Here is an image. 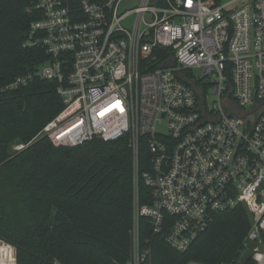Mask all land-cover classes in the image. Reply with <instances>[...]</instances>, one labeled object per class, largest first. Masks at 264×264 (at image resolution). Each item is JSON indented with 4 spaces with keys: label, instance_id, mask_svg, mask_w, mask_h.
Returning a JSON list of instances; mask_svg holds the SVG:
<instances>
[{
    "label": "built area",
    "instance_id": "obj_1",
    "mask_svg": "<svg viewBox=\"0 0 264 264\" xmlns=\"http://www.w3.org/2000/svg\"><path fill=\"white\" fill-rule=\"evenodd\" d=\"M124 1L35 0L38 17L23 45L49 58L0 92L56 81L63 108L37 137L57 147L126 136L134 210L127 264H152L141 215L186 250L215 216L240 204L251 219L246 249L223 264H264V0H134L121 10ZM185 69L201 86L183 80ZM208 91L217 98L212 107ZM0 244L8 247L0 264H21L13 244Z\"/></svg>",
    "mask_w": 264,
    "mask_h": 264
},
{
    "label": "trees",
    "instance_id": "obj_2",
    "mask_svg": "<svg viewBox=\"0 0 264 264\" xmlns=\"http://www.w3.org/2000/svg\"><path fill=\"white\" fill-rule=\"evenodd\" d=\"M34 1L0 0V85L49 58L43 49L23 45L31 21L38 17ZM181 74L184 81L191 78L192 86H201L192 69ZM62 108L56 81L35 78L0 92V239L15 246L21 264H127L134 220L129 141L95 139L67 154L49 138L37 137ZM15 142L26 146L13 150ZM149 157L144 136V203L150 202L142 178L150 170ZM140 218L142 237L152 242V264L235 261L246 249L251 226L240 204L215 216L188 249L178 250L166 242V228L155 233L147 216Z\"/></svg>",
    "mask_w": 264,
    "mask_h": 264
},
{
    "label": "rangeland",
    "instance_id": "obj_3",
    "mask_svg": "<svg viewBox=\"0 0 264 264\" xmlns=\"http://www.w3.org/2000/svg\"><path fill=\"white\" fill-rule=\"evenodd\" d=\"M134 0H125L122 4H121V10H124V9H126L127 7H130V6H132L133 4H134V2H133ZM195 72H196V74H198L199 72H198V70H195ZM208 105H209V107H212L213 106V104H214V102L217 100V98H216V96L212 93V92H210V91H208ZM261 109L262 110H264V105L261 107ZM21 144H23V145H25L26 146V144H24V143H22V142H15L14 144H13V146L15 145V146H18V145H21ZM25 146H24V148H25ZM13 150H18V149H16L15 147H13ZM19 150H21V149H19Z\"/></svg>",
    "mask_w": 264,
    "mask_h": 264
},
{
    "label": "water",
    "instance_id": "obj_4",
    "mask_svg": "<svg viewBox=\"0 0 264 264\" xmlns=\"http://www.w3.org/2000/svg\"><path fill=\"white\" fill-rule=\"evenodd\" d=\"M125 137H126L125 135L122 136V138H125ZM65 152H66L67 154H69V153H70V149H65ZM0 243H1V240H0Z\"/></svg>",
    "mask_w": 264,
    "mask_h": 264
},
{
    "label": "bare ground",
    "instance_id": "obj_5",
    "mask_svg": "<svg viewBox=\"0 0 264 264\" xmlns=\"http://www.w3.org/2000/svg\"><path fill=\"white\" fill-rule=\"evenodd\" d=\"M5 248H8V247L0 244V250L5 249Z\"/></svg>",
    "mask_w": 264,
    "mask_h": 264
}]
</instances>
